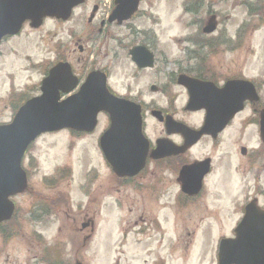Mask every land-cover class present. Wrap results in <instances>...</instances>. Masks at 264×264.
Masks as SVG:
<instances>
[{"label":"flooded vegetation","instance_id":"af4514ba","mask_svg":"<svg viewBox=\"0 0 264 264\" xmlns=\"http://www.w3.org/2000/svg\"><path fill=\"white\" fill-rule=\"evenodd\" d=\"M210 1L181 2L182 19L186 17L185 20H188L185 22V33L174 35L171 39L172 48H176L185 56L181 60L169 59L165 53L166 47L163 46L167 42L166 36L156 28L155 4L158 0H140L139 10L130 19L121 23L118 19L113 20L119 6L117 0H85L73 9L68 19L48 18L38 29L27 23L18 37H8L1 45L0 59L4 57V46L25 34L28 29L39 31L49 23H57L65 27V32L61 36L74 41V50L63 43L62 47L58 48V58L54 64L68 63L72 66L73 73L80 83L75 90L76 93L89 73L101 71L107 75L109 89L113 94L142 107L143 134L148 140V151L145 165L134 175H117L113 166L105 159L100 150V139L109 130L112 121L108 114H100V117L106 118L107 125L96 141L97 149L105 161L106 173L98 190L96 187L101 177L97 170L92 173L93 176L88 175L95 184L92 197L102 201L111 200V204L121 210L128 204L143 203L144 208L138 212L133 207L128 209L129 219L107 220L106 236L100 238L104 246L99 249L97 247V252L93 244L97 238L102 237L104 226L84 213H80L79 221L72 220L73 234L77 238H83L82 248L86 250L89 244V249L84 253L86 261L92 262L98 257V260H106L107 264H241L237 261L241 253L221 251V244L225 240L237 238V230L241 227L249 207L254 219L250 228H244L243 232H250L253 238L264 242V190L258 187L264 173L262 142L258 150L252 152L239 141L238 149L243 160L239 166L241 170H245L246 175L248 169L252 172L253 186L251 190L248 189L249 181L244 178L246 184H243V187L237 189V192L234 190L228 192L233 202L222 208L220 215L212 217L207 214L211 212L209 205L211 196L220 191L223 195L225 188L222 186L229 181L224 172L218 176L217 169L220 168L219 162L222 161L220 155L225 154V133L233 122L226 130L215 135H205L193 145L187 144L182 134L167 126L168 118H173L175 122L183 123L193 130H201L208 110L225 109L224 101L217 91L224 90L232 82H249L253 84L254 89L249 83H244L230 91L235 93L238 99L242 97L247 99L243 112L237 116V118L242 116V135H245L249 128H253L254 133L258 131L260 136L259 122L264 109V79L250 77L243 71L250 53L244 60H232L229 63L213 59L219 57L221 52L226 50L236 52L247 45V41L245 44L242 42L251 29L249 22L245 21L244 25L248 24L247 26H242L233 35H229L226 24L230 19H222V15H225V10L223 11L225 5L217 9L214 7L222 2L224 4V0H217L212 4ZM147 2L148 8L142 10V6ZM248 4L244 3L241 6L246 8L248 16L253 20L255 12L247 6ZM143 21L149 22L150 25L152 23L153 27L135 25L137 23L140 25ZM81 34H84L89 46L82 45V39L77 37ZM250 35L253 36V33ZM249 43L250 41L248 45ZM72 51H79L82 55L88 53L83 66L76 68L73 62H70L69 56ZM90 55H93V58H90ZM110 58L114 59L110 61L114 65L130 66L127 73L130 83L122 93L111 85L113 76L111 64L101 63L102 60ZM120 59L124 61L122 64H119ZM241 61L245 64L242 65ZM36 68L34 65L31 70L34 71ZM49 69L50 66L43 73L36 70L45 78ZM29 71L28 67L23 65L18 72L6 74L8 82L5 84L9 83L10 90L6 97H1L3 101H0L2 102L0 106L3 104L6 109L13 111L14 115L32 97L33 87L28 86L25 90H19L14 84L18 73ZM184 78L195 83L185 86ZM143 82L147 85L143 89H138ZM194 94H198L201 99L194 101L192 107L202 105L205 107L197 112L188 111ZM148 99L152 100L148 102ZM179 100L182 103L180 108ZM155 112L161 115L157 118ZM213 127L218 128V123L211 128ZM67 132L72 137V146L81 138L94 135L97 130L92 134ZM29 154L30 150L26 158L30 156ZM26 158L23 167L30 181L31 172L25 164ZM262 160L263 162L259 164ZM188 167V172L184 174V169ZM67 170L72 174L73 170L68 166L62 168V174L67 173ZM115 193L118 196H115ZM114 199H117V204L113 202ZM15 203L17 210L14 217L18 218L20 208L16 200ZM56 211L64 212L62 209ZM136 214H139L138 218ZM130 217H136V220H131ZM130 239L132 243L136 242L134 246L138 249L131 253L125 251ZM223 258L226 260H222ZM76 261V264H85L81 263L78 257Z\"/></svg>","mask_w":264,"mask_h":264},{"label":"rangeland","instance_id":"374dc122","mask_svg":"<svg viewBox=\"0 0 264 264\" xmlns=\"http://www.w3.org/2000/svg\"><path fill=\"white\" fill-rule=\"evenodd\" d=\"M183 1L158 0L155 4L156 28L158 32L166 36L167 42L164 43L165 46L163 47H166L167 58L172 60H181L185 57L179 50L172 48L171 43L174 35L185 33V22L188 20H185L186 17L182 19L181 2L183 3ZM216 1L211 0L210 4ZM244 3H249L247 6L255 12L253 20L248 16L246 8L241 6ZM224 5L225 15L222 13V19H230L226 24L229 35H233L242 26H247L248 24L244 25L245 21L249 22L251 29L242 42V44H245L247 41V45L242 46L241 50L236 52L226 50L219 53V57L213 59L229 63L232 60H244L250 53L247 57V64L241 61L242 65L245 64L243 71L250 77L264 79V0H224V4L222 2L220 5H214V7L217 9ZM147 8L148 2L142 6V10ZM135 25L137 27H153L152 23L150 25L147 21ZM63 32H65V27H61L57 23H49L39 31L28 29L21 37L4 46V57L0 59V101H3L1 97H6L10 90L9 83L5 84L8 82L6 74L18 72L23 65H26L30 71L23 74L18 73L14 84L19 90H25L28 86H31L33 87L32 96L38 94L43 79L40 72L43 73L48 66L56 63L59 53L58 48L65 43L74 50V41L69 37L61 36ZM250 33H253V36ZM77 37L81 38L82 45L87 47L88 44L84 39V34ZM248 41H250L249 45ZM111 54L114 55V53ZM87 57L88 53L82 55L79 51H72L69 60L77 68L83 66L84 59ZM90 58H93V55H90ZM111 60L114 59L102 60L101 63L102 65L111 64L113 73L111 85L122 93L130 83V79L127 77L130 66L114 65L110 62ZM123 62V59H120L119 64ZM34 65L37 66L36 69L40 72L31 70ZM146 85L147 83L143 82L137 86L138 89H143ZM28 92L31 93L32 91ZM151 100L148 99L147 101L150 102ZM181 106L182 103L179 100L178 108ZM13 115V111L6 109L1 104L0 123H10ZM241 119L242 116L237 118L225 133V154L224 156L220 155L222 161L219 162L220 168L217 169V175H223L222 172H224L229 181L226 182L225 186H222V188H225L223 195L220 191V193L211 196V204H209L211 212L207 214L212 217L220 215V210L233 202V198L230 197L228 192L230 190L231 192L233 190L237 192V189L243 187V184H246L244 178L247 179V182L249 181L248 189L251 190L253 186L252 172L248 169L246 175L245 170H241L239 166V163H243L238 149L240 146L239 141L253 152L258 150L260 138L258 131L254 133L253 128H249L246 134L242 135L243 122ZM106 125V118L101 116L97 132L92 136L81 138L72 146V137L68 132L47 134L34 144L30 156L27 157L25 162L31 172L29 190L15 199L20 208L18 211L20 215L16 218L15 223L12 222L11 225L4 226L9 234L8 240H5L0 234V264H47L46 262H49V264H76L77 257L80 258L81 263L84 262L85 264H107L106 260H98L99 258L95 256L93 257L96 259L92 262L85 260L84 253L89 249V244L86 250L82 248L83 238H77L73 234L72 220L77 219L79 221L80 213H84V215L87 214L89 218L95 219L104 226L102 237L97 238L93 244L94 250L97 252V247L99 249L104 246V242L100 238L106 236V230L108 229L105 224L107 220L129 219L128 209L133 207L138 212L143 210L144 205L143 203L128 204L124 206V210H121L113 206L111 200L102 201V199L97 200L96 197H92L95 184L91 182L92 179H89L88 175L94 174L95 169L97 170L99 177H101L96 187L98 190L106 173L105 161L97 149L96 141ZM153 129H156V127H153ZM245 140L247 142H244ZM262 162L263 160L259 164ZM67 166L72 168V174L70 170L62 174V168ZM45 177L50 179L46 180ZM258 187L264 190V173ZM115 196H118V194L115 193ZM113 202L117 204V199H114ZM61 209L64 211L63 213L56 211ZM44 210L49 212L47 213ZM98 213H100V216H98ZM136 215L138 218L139 214ZM130 219L136 220V217H130ZM12 236L13 238H11ZM134 244L136 242L132 243L130 239L128 248L125 251H129V253L137 251L138 249Z\"/></svg>","mask_w":264,"mask_h":264},{"label":"water","instance_id":"95a60500","mask_svg":"<svg viewBox=\"0 0 264 264\" xmlns=\"http://www.w3.org/2000/svg\"><path fill=\"white\" fill-rule=\"evenodd\" d=\"M83 1L0 0V42L5 36L19 33L28 20H31L35 27H40L45 17L66 19L71 10ZM117 3L119 6L115 18L121 23L136 12L139 1L117 0ZM235 83L240 84L230 83V90L235 88ZM77 84L78 81L73 78L70 67L66 64L58 65L44 81L43 95L24 105L12 124L0 126V224L11 220L15 211L10 197L23 193L27 188V176L21 168V162L28 147L43 134L63 129L91 133L97 126L99 113L106 112L112 121L111 128L101 139V148L106 159L119 176L134 175L143 168L148 142L142 134L141 107L111 95L107 89V78L101 72L90 74L78 94L60 102L61 92L68 94ZM230 90L227 88L221 92L224 95L221 97L225 109L208 110L206 123L201 131H194L183 124L175 123L172 119L168 120V127L181 133L187 144L191 145L198 142L204 134H217L243 110L242 104L246 100L245 97L238 99ZM198 100L192 98L189 110L198 111L205 108L203 105L192 107L194 101ZM217 123L218 128H211ZM260 126L264 142V111ZM156 153H159L158 150ZM249 220L248 216L246 221ZM263 244L251 234H242L237 241L225 242L222 250L242 253L237 258L241 264H264Z\"/></svg>","mask_w":264,"mask_h":264},{"label":"trees","instance_id":"16d2710c","mask_svg":"<svg viewBox=\"0 0 264 264\" xmlns=\"http://www.w3.org/2000/svg\"><path fill=\"white\" fill-rule=\"evenodd\" d=\"M15 222H16V221H15ZM15 222H14V223H15ZM10 225H11V224H10ZM2 229H3V227L0 228L1 231H2ZM2 232L6 233L5 229H4Z\"/></svg>","mask_w":264,"mask_h":264}]
</instances>
